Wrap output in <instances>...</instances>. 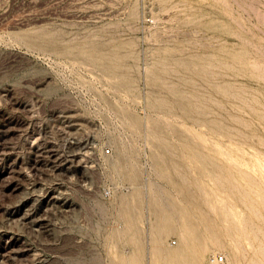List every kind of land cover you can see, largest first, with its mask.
Segmentation results:
<instances>
[{
    "label": "rangeland",
    "instance_id": "obj_1",
    "mask_svg": "<svg viewBox=\"0 0 264 264\" xmlns=\"http://www.w3.org/2000/svg\"><path fill=\"white\" fill-rule=\"evenodd\" d=\"M0 264H264V0H0Z\"/></svg>",
    "mask_w": 264,
    "mask_h": 264
},
{
    "label": "built area",
    "instance_id": "obj_2",
    "mask_svg": "<svg viewBox=\"0 0 264 264\" xmlns=\"http://www.w3.org/2000/svg\"><path fill=\"white\" fill-rule=\"evenodd\" d=\"M105 151L108 152L109 149H106ZM172 243H174V240H172ZM221 260H223V255H221V254H219V255L212 254L211 256H209V261L210 262H219Z\"/></svg>",
    "mask_w": 264,
    "mask_h": 264
},
{
    "label": "bare ground",
    "instance_id": "obj_3",
    "mask_svg": "<svg viewBox=\"0 0 264 264\" xmlns=\"http://www.w3.org/2000/svg\"><path fill=\"white\" fill-rule=\"evenodd\" d=\"M163 254H164V253H163ZM168 255L171 256L172 254H171V253H170V254L168 253L167 256H168Z\"/></svg>",
    "mask_w": 264,
    "mask_h": 264
}]
</instances>
